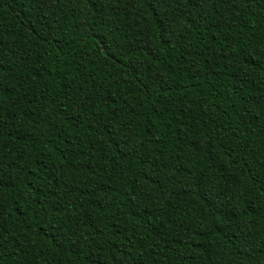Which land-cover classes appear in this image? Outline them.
<instances>
[{
	"label": "trees",
	"instance_id": "1",
	"mask_svg": "<svg viewBox=\"0 0 264 264\" xmlns=\"http://www.w3.org/2000/svg\"><path fill=\"white\" fill-rule=\"evenodd\" d=\"M194 3L0 0V264H264V0Z\"/></svg>",
	"mask_w": 264,
	"mask_h": 264
},
{
	"label": "snow or ice",
	"instance_id": "2",
	"mask_svg": "<svg viewBox=\"0 0 264 264\" xmlns=\"http://www.w3.org/2000/svg\"><path fill=\"white\" fill-rule=\"evenodd\" d=\"M32 4L36 7V10L39 14L40 17H43L45 21H47V18L49 14H51L53 17H55L59 13V8H53V5L57 4V0H31ZM65 2H68V0H65ZM201 4V0H195V3L193 4V7H195L197 10H199ZM55 20L53 19V23ZM8 65V60L6 57V54L3 52H0V74H2L5 69L7 68ZM6 91V89H5ZM66 117L71 120L73 116V112L71 109H69L66 112ZM134 207V205H133ZM54 221H44V226L45 227H51L54 225ZM54 233L59 234L60 240L63 241L64 243L70 245L73 247V250L75 252H79V240L78 239H73V236L75 235V232L71 233H65L59 225H55L54 227ZM84 258L89 261V264H92L90 258L88 257L87 253H84Z\"/></svg>",
	"mask_w": 264,
	"mask_h": 264
}]
</instances>
